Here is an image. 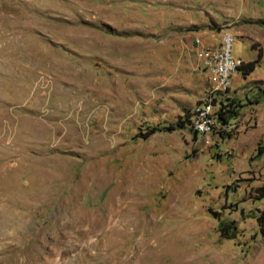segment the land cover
<instances>
[{
    "label": "rangeland",
    "instance_id": "rangeland-1",
    "mask_svg": "<svg viewBox=\"0 0 264 264\" xmlns=\"http://www.w3.org/2000/svg\"><path fill=\"white\" fill-rule=\"evenodd\" d=\"M199 30L260 54L216 96ZM263 210L264 0H0V264H264Z\"/></svg>",
    "mask_w": 264,
    "mask_h": 264
},
{
    "label": "built area",
    "instance_id": "built-area-1",
    "mask_svg": "<svg viewBox=\"0 0 264 264\" xmlns=\"http://www.w3.org/2000/svg\"><path fill=\"white\" fill-rule=\"evenodd\" d=\"M235 43L236 36L231 32H222L215 43L206 42L201 35L193 38L195 55L214 79L210 90L214 96L218 92L228 90L232 85L233 76L239 72L241 59L233 53ZM212 94L189 113L188 123L198 134L211 132L217 120Z\"/></svg>",
    "mask_w": 264,
    "mask_h": 264
},
{
    "label": "crops",
    "instance_id": "crops-1",
    "mask_svg": "<svg viewBox=\"0 0 264 264\" xmlns=\"http://www.w3.org/2000/svg\"><path fill=\"white\" fill-rule=\"evenodd\" d=\"M222 32H224L223 30H221V31H219V32H217V33H215V34H213V33H211V31H197V32H195L194 34H193V38H194V36H196V35H201L202 37H203V39L206 41V42H208V43H215L218 39H219V37H220V34L222 33ZM237 74H239V73H237ZM237 74H235L234 76H233V79H232V85L231 86H235V85H237L236 84V81H237V79H238V76H237ZM213 84V83H212ZM212 84H211V86H212ZM255 106V105H254ZM257 106H260L259 104H257ZM253 131H255V133L256 134H258L259 135V130L258 129H253Z\"/></svg>",
    "mask_w": 264,
    "mask_h": 264
},
{
    "label": "trees",
    "instance_id": "trees-1",
    "mask_svg": "<svg viewBox=\"0 0 264 264\" xmlns=\"http://www.w3.org/2000/svg\"><path fill=\"white\" fill-rule=\"evenodd\" d=\"M259 56H260V54H259ZM259 56H258V58H259ZM258 58L254 59V60H251V61H249V62L243 63V64L239 67V69L242 70L243 74H248L249 72H251V71L254 69L255 64H256V61H257ZM234 114H235V113H233V114H229V115L227 116L224 112H221V111H219V112L217 113V115H218V119H219L221 122H223V123H227L228 120H229V118L232 117ZM168 128L171 129L172 126H169ZM262 212H263V214H264V210H263ZM263 220H264V218H263L262 221H261L262 223H263Z\"/></svg>",
    "mask_w": 264,
    "mask_h": 264
}]
</instances>
